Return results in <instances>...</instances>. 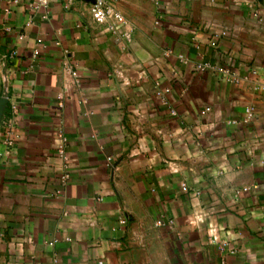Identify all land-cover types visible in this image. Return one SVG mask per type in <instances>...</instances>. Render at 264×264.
I'll return each instance as SVG.
<instances>
[{
    "label": "crops",
    "instance_id": "obj_1",
    "mask_svg": "<svg viewBox=\"0 0 264 264\" xmlns=\"http://www.w3.org/2000/svg\"><path fill=\"white\" fill-rule=\"evenodd\" d=\"M12 1L0 264H264V0Z\"/></svg>",
    "mask_w": 264,
    "mask_h": 264
},
{
    "label": "built area",
    "instance_id": "obj_2",
    "mask_svg": "<svg viewBox=\"0 0 264 264\" xmlns=\"http://www.w3.org/2000/svg\"><path fill=\"white\" fill-rule=\"evenodd\" d=\"M91 1H92L91 14H92L93 19L96 22H98V23H104L105 21H107V19L110 17L111 12H112L111 11L110 0H91ZM18 3H19L18 0H13L12 1V4H18ZM48 7H49V0H32V2H31L32 10H34V11L42 10V11L45 12V15L47 14ZM115 17H116V19L119 22H123L124 21L123 18L121 16H119V15H116ZM222 34L226 35V32H223ZM38 43L41 44L42 41L39 40ZM39 55H40V50L36 49L34 51V56L37 57ZM13 56H15V53L11 54V57H13ZM180 58L183 59L182 57H180ZM206 68H208V66H206V65L198 66V69L201 70V71H204ZM227 74L230 77V80L232 82H237L238 81L237 76H235L233 74H229V72H227ZM202 114H205V112H203ZM245 114H246V117L244 119V123L245 124H249L254 119V114H253V112L250 109H246L245 110ZM61 138L64 141L63 136H61ZM5 143H6V151H7L6 153H8L14 147V142H13V140L11 138H9V139L6 140ZM65 179H67V177H65ZM182 189L184 191H187L188 190L187 185L183 184L182 185ZM126 223H127L126 219L120 220V224L126 225ZM156 225L157 226H165L164 222L161 221V220L157 221ZM213 242L217 243V244H220V248H221L222 251L225 249L226 245L224 243H220L218 238L213 237Z\"/></svg>",
    "mask_w": 264,
    "mask_h": 264
}]
</instances>
